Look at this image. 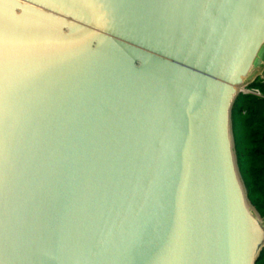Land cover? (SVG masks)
I'll list each match as a JSON object with an SVG mask.
<instances>
[{
	"label": "water",
	"instance_id": "water-1",
	"mask_svg": "<svg viewBox=\"0 0 264 264\" xmlns=\"http://www.w3.org/2000/svg\"><path fill=\"white\" fill-rule=\"evenodd\" d=\"M263 76L264 0H0V264H258Z\"/></svg>",
	"mask_w": 264,
	"mask_h": 264
},
{
	"label": "trees",
	"instance_id": "trees-1",
	"mask_svg": "<svg viewBox=\"0 0 264 264\" xmlns=\"http://www.w3.org/2000/svg\"><path fill=\"white\" fill-rule=\"evenodd\" d=\"M251 88L264 96V82L261 80ZM233 117L240 170L251 203L264 217V98L242 95ZM258 264H264V255Z\"/></svg>",
	"mask_w": 264,
	"mask_h": 264
},
{
	"label": "built area",
	"instance_id": "built-area-1",
	"mask_svg": "<svg viewBox=\"0 0 264 264\" xmlns=\"http://www.w3.org/2000/svg\"><path fill=\"white\" fill-rule=\"evenodd\" d=\"M260 80L262 82H264V76ZM249 94L256 95V96L264 98V96H262V94L258 90H255V89H252V88H248V89L244 90V95H249Z\"/></svg>",
	"mask_w": 264,
	"mask_h": 264
}]
</instances>
